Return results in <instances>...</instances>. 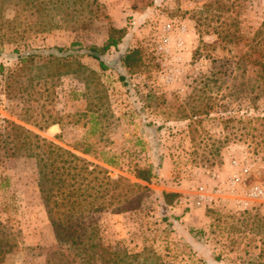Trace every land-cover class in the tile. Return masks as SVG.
I'll use <instances>...</instances> for the list:
<instances>
[{"label": "rangeland", "instance_id": "rangeland-1", "mask_svg": "<svg viewBox=\"0 0 264 264\" xmlns=\"http://www.w3.org/2000/svg\"><path fill=\"white\" fill-rule=\"evenodd\" d=\"M33 1L42 12L27 0L0 4V127L15 122L112 178L144 186L134 166L151 163L153 150L161 164L139 211L108 210L84 222L99 226L111 251L149 248L163 264L264 262V96L252 100L257 68L247 61L264 44V0ZM112 28L127 34L108 52L109 69L82 52L60 65L37 58L29 92L7 93L21 66L15 48L102 46ZM136 48L142 67L128 73L120 58ZM0 174L10 179L0 189L8 242L0 264H47L57 240L34 161L7 160ZM161 192L181 196L167 210L179 218L174 225L162 221ZM5 202L12 206L2 212ZM67 250L87 264L76 242Z\"/></svg>", "mask_w": 264, "mask_h": 264}, {"label": "trees", "instance_id": "trees-1", "mask_svg": "<svg viewBox=\"0 0 264 264\" xmlns=\"http://www.w3.org/2000/svg\"><path fill=\"white\" fill-rule=\"evenodd\" d=\"M2 1L0 0V4ZM27 1L33 3L39 12L43 11L41 1ZM126 34L125 28H112L107 41L102 46L82 47L79 44H72L69 49H32L22 52L15 48L11 55L18 57L21 66L8 79L7 93L13 96L29 92L34 80L30 72L36 67L37 58L48 59L49 62L54 60L60 65L69 63L82 52V55L91 57L103 70H107L112 66L107 58L108 52L118 48ZM4 55L0 45V57ZM248 59L247 61H252L250 63L257 68V79L253 81L250 90L255 93L252 100H258L264 96V44L253 49ZM142 60V51L138 48L129 49L120 58L128 73L137 72L142 67ZM238 67L241 68V64ZM4 70V65L0 64V73ZM120 77L125 81V73L122 70ZM3 121L4 125L0 127V167L7 160L15 158L33 160L36 167L41 199L57 240V248L48 254L47 264H77L67 250V246L73 242L80 246L87 264H163L162 259L153 249L145 248L143 252L136 254H128L126 250L111 251L103 242L99 226L86 224L83 220L87 215L108 210L119 214L139 211L145 196L149 194L148 185L156 184L159 179L161 164L156 158V150L152 149L154 158L151 163L145 167L135 165L133 168L135 178L147 184L144 186L131 183L121 176L112 178L107 170L86 161L74 152L26 130L15 122ZM104 163L109 166L114 165L112 160H104ZM9 186L10 179L0 174V189ZM180 197V194L172 192L158 194L162 221L168 225H174L173 220L179 219L169 215L167 210L177 204ZM1 206H3L2 212H5L12 205L10 202H5ZM6 243H8L7 238L0 230V262L8 252L3 248ZM260 258H264V247L261 249ZM258 264L264 262L260 261Z\"/></svg>", "mask_w": 264, "mask_h": 264}, {"label": "built area", "instance_id": "built-area-1", "mask_svg": "<svg viewBox=\"0 0 264 264\" xmlns=\"http://www.w3.org/2000/svg\"><path fill=\"white\" fill-rule=\"evenodd\" d=\"M255 195H257V193H255Z\"/></svg>", "mask_w": 264, "mask_h": 264}]
</instances>
